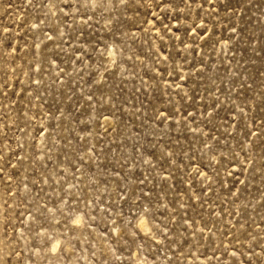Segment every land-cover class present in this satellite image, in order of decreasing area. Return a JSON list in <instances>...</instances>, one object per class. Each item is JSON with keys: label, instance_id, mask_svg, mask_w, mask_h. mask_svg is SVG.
Wrapping results in <instances>:
<instances>
[{"label": "rangeland", "instance_id": "1", "mask_svg": "<svg viewBox=\"0 0 264 264\" xmlns=\"http://www.w3.org/2000/svg\"><path fill=\"white\" fill-rule=\"evenodd\" d=\"M0 264H264V0H0Z\"/></svg>", "mask_w": 264, "mask_h": 264}]
</instances>
